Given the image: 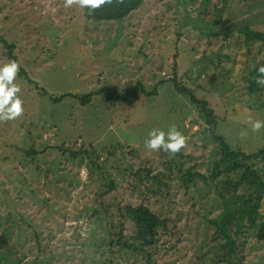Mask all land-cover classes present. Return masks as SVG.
Returning a JSON list of instances; mask_svg holds the SVG:
<instances>
[{
	"label": "rangeland",
	"instance_id": "obj_1",
	"mask_svg": "<svg viewBox=\"0 0 264 264\" xmlns=\"http://www.w3.org/2000/svg\"><path fill=\"white\" fill-rule=\"evenodd\" d=\"M249 26L264 31V0H148L123 23L94 22L86 8L65 7L64 0H0V68L16 57L13 83L24 109L0 122V264H146L117 246L126 203L149 205L169 219L168 234L151 251L154 264L218 259L223 241L207 220L222 212L216 187L196 178L187 189L182 176L190 170L211 177L221 157L212 132L236 150L264 149V128L254 133L248 123L264 121V86L248 92L252 72L264 65V44L239 38ZM139 83L157 94L126 103L101 94L86 105L72 97L55 102L104 87L120 96ZM183 87L208 103L214 131L180 94ZM172 125L188 138L179 154L146 149L152 129ZM33 146L41 172L25 170ZM255 168L264 175V161ZM137 171L140 180L132 176ZM23 173L20 185L14 176ZM156 175L162 187L151 182ZM105 203L108 214L99 219ZM132 234L130 227L120 242ZM235 240H246L243 264H264L256 231Z\"/></svg>",
	"mask_w": 264,
	"mask_h": 264
},
{
	"label": "trees",
	"instance_id": "obj_2",
	"mask_svg": "<svg viewBox=\"0 0 264 264\" xmlns=\"http://www.w3.org/2000/svg\"><path fill=\"white\" fill-rule=\"evenodd\" d=\"M147 1L148 0H123L122 4H118L113 0L112 4H106L95 10L86 8L87 16L90 20L98 23H123V21L125 22V20L133 13L140 10ZM239 35L240 39L243 36L245 37L246 45H250L252 42L264 44V31H256L249 26L240 29ZM3 42L5 43V40L1 39L0 43ZM10 56L11 59L17 63L16 57L12 55ZM257 74V70L252 72V79H250L251 84L249 85L248 92L251 96L262 92L261 85L256 83ZM19 75L22 77L21 71ZM172 82L176 85V88L179 87L176 75L172 79ZM178 91L181 95L189 98L194 105L200 107L202 113L206 115V120L212 131H214L217 128L218 123L214 120L213 111L208 107V103L198 100L194 91L185 89L184 87L178 89ZM94 94L105 95L113 101L126 103L137 99L144 94H148V96L157 94V89L152 93H147L143 89L142 83H139L137 86L128 89L126 93L116 96L117 92L114 88L104 87L93 94L85 95L83 97L73 94L58 97L55 99V102H61L66 97H72L74 99H79L83 105H86L91 103ZM211 136L212 139L218 143V149L221 152L220 159L214 164V170L211 177H205L200 173L188 170L185 172L186 175L182 176L183 182L186 185V188L189 189L190 185L195 187L196 178H200L204 182L213 181V184L216 187L219 197L216 202H219L222 205V212L217 218L207 220L210 225L216 228L215 235L220 237L223 242L219 243L218 249L222 250L219 258L211 260L212 264H243L241 259L243 249H241L240 246L243 245V243H246V240L245 242L238 243L235 240V237L244 236L249 231H256V240L259 243H264V223H258V217L264 199V175L262 176L255 168L257 161H264V149L248 153L241 148H238L237 150L232 148L223 137L215 135L213 132ZM110 153L114 156L115 151L112 150ZM39 155L40 150L36 149L34 146L25 152V156L30 162L25 165L26 171L34 168L35 171L41 172V168L37 164L38 162L36 163ZM252 162H255L254 165L251 164ZM16 170L18 169L16 168ZM7 172V176L13 179V174H10L9 171ZM18 174L20 175V173ZM23 174L24 176L22 179H18L14 176L15 181L20 183V185H23L25 178V173ZM140 174L141 171H137L132 176L136 180H140ZM148 174L150 175L151 173L148 172ZM235 178H238L237 182L234 181ZM150 180L151 182L154 181L155 183L160 184L161 187L163 186V182L159 180L158 175L152 176ZM25 185H27V182H25ZM15 203V200L9 197L8 204L12 206ZM0 207H3L2 203ZM100 208H102L103 211L95 213V216L99 219L103 216L106 217L109 211H107L106 203L105 205L101 204ZM119 214L123 218V221L117 236H119L121 240L126 236L124 234L128 232L130 227L133 229V234L130 237H126L128 239L127 241H117L118 248L136 255H142L146 258V264H154L151 251L154 248H157L161 239L168 234L169 219L163 218L160 214L152 211L149 205L144 204L135 206L126 203L120 208ZM25 220L26 219L22 220L23 226L26 225ZM110 224L111 229L115 228L113 223ZM36 233L38 234V232ZM42 237V235H38L37 241H39L40 246L43 248V245L41 244V240H43Z\"/></svg>",
	"mask_w": 264,
	"mask_h": 264
},
{
	"label": "clouds",
	"instance_id": "obj_3",
	"mask_svg": "<svg viewBox=\"0 0 264 264\" xmlns=\"http://www.w3.org/2000/svg\"><path fill=\"white\" fill-rule=\"evenodd\" d=\"M122 4L123 0H115ZM113 0H64L65 7L79 6L91 10L98 9L106 4H112ZM19 65L11 61L3 68H0V122L12 121L20 117L24 109L22 100L18 96L21 89L13 83L19 72ZM256 83L264 86V65L257 69ZM252 132H259L264 128V121H253L249 119ZM242 137L247 136V132L241 133ZM188 138L181 133L175 125L169 127L165 132L160 129H152L145 140V147L152 152L163 150L169 155L179 154L181 149L186 147Z\"/></svg>",
	"mask_w": 264,
	"mask_h": 264
}]
</instances>
